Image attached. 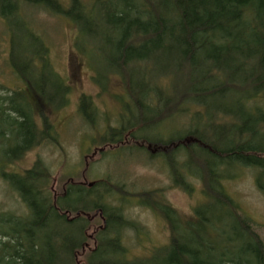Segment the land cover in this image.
Instances as JSON below:
<instances>
[{
    "label": "trees",
    "instance_id": "obj_1",
    "mask_svg": "<svg viewBox=\"0 0 264 264\" xmlns=\"http://www.w3.org/2000/svg\"><path fill=\"white\" fill-rule=\"evenodd\" d=\"M21 4L72 20L79 35L104 40L115 69L105 78L121 77L129 103L119 98L122 126L108 127L101 143L133 151L124 147L129 139L141 142L144 153L150 145L158 152L176 145L156 157L186 192L191 180H201L206 204L183 224L156 194L133 193V203L160 214L171 235L168 244L134 256L124 237L138 227L124 216V205L132 202L123 186L110 178L89 187L67 184L56 195L53 174L41 160L23 173L7 171L25 153L56 142L48 115L68 103V86L52 70L42 42L41 51L11 67L43 98L17 101L21 91L0 97V152L7 157L0 176L25 208L19 214L0 211V264H264L262 240L224 187L234 171L252 168L264 195V0H0L1 16L16 15ZM152 70L160 75L147 77ZM171 71L175 82L169 84L165 73ZM79 106L94 124L92 101L84 96ZM176 117L181 127L191 125L184 138L144 136V129L162 130ZM97 217L102 227L90 236Z\"/></svg>",
    "mask_w": 264,
    "mask_h": 264
},
{
    "label": "rangeland",
    "instance_id": "obj_2",
    "mask_svg": "<svg viewBox=\"0 0 264 264\" xmlns=\"http://www.w3.org/2000/svg\"><path fill=\"white\" fill-rule=\"evenodd\" d=\"M93 1L96 0H83L86 3ZM19 11L16 15L10 13L9 18H3L0 10V97H9L13 95V91H21L22 95L16 97L17 101L20 98L28 102L43 98L39 90L34 95L11 66L13 63L23 64L28 55L41 51L40 45L44 44L52 70L68 86L69 99L66 107L62 110L56 108L55 112L51 111L48 115L50 123L55 127L56 142L32 149L5 169L23 173L37 160H41L53 174L51 191L56 195H61L67 184L89 187L111 178L131 194L126 199L132 204L124 205L123 213L138 227V230H128L124 237V243L132 254L140 256L168 244L171 235L166 220L155 211L133 203L138 202L133 193L156 194V199L172 207L183 219L182 223L186 224V221L193 218L194 209L206 204L202 193L206 185L201 180H191L192 191L188 193L174 183L171 172L164 167L162 159L156 156L163 155V152H172L177 148L176 145H171L168 151L158 152L156 147L150 145L145 148L144 144L145 150H148L145 153L138 150L143 149L141 142L129 139L125 140L128 145L124 147H130L133 151L117 150L120 146L103 145L101 139L108 127L122 126L119 121V116L124 113L121 99L124 103H129L121 77L111 74L110 79L105 78L115 69L111 62L113 55L105 46L104 40L85 34L79 35V28L72 20L51 15L41 8L21 4ZM5 12L8 13L7 10ZM35 63L38 64V61ZM165 74L169 77V84L175 82L172 71ZM156 75H160L157 70L147 72V77L156 78ZM162 84L166 85V81ZM84 96L92 101L93 108L98 113L92 125L84 119L80 111L79 103ZM216 103L222 107L225 102L218 100ZM212 105H215L214 102ZM261 105L264 107V101ZM37 116L36 121L39 123ZM181 122L182 119L176 117L162 130L144 129V136L163 142L184 138L187 135L185 128L191 125L187 122L188 126L183 128L179 125ZM185 141L184 144L189 146L191 140ZM6 160V155L0 152V165H5ZM189 166L192 172L198 173L197 167ZM234 172L235 178L225 181V190L241 208L240 214L251 220L254 231L264 244V195L256 185L257 172L252 168ZM209 204L207 201V205ZM24 210L18 197L10 191L0 176V211L19 214ZM213 218L215 220L214 216ZM102 223L97 217L89 235L98 231ZM216 223L218 224V220ZM92 245H89V249Z\"/></svg>",
    "mask_w": 264,
    "mask_h": 264
}]
</instances>
